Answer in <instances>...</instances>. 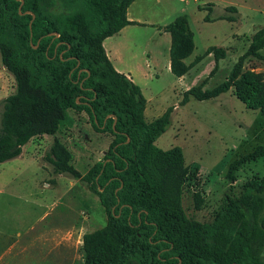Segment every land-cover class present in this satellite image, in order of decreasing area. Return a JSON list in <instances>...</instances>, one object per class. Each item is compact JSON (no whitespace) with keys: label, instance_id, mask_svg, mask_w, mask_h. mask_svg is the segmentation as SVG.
Here are the masks:
<instances>
[{"label":"trees","instance_id":"trees-1","mask_svg":"<svg viewBox=\"0 0 264 264\" xmlns=\"http://www.w3.org/2000/svg\"><path fill=\"white\" fill-rule=\"evenodd\" d=\"M134 1L0 0V55L15 79L14 92L2 101L0 163L20 156L35 137H54L46 154L53 171L83 181L108 214L103 227L83 236L85 264H264V177L249 179L211 221L190 217L183 205L190 173L183 149L156 145L174 106L147 121L140 85L107 55L104 40L136 23L127 15ZM226 9L238 12L236 6ZM163 29L172 37L171 70L183 76L199 60L185 61L195 49L188 17L179 15ZM262 49L264 26L223 83L205 90V80L188 89L182 102L233 89L247 108L264 114V73L243 69L248 57L264 59ZM208 53L216 59L213 75L228 50L210 46ZM71 110L86 113L97 131L113 136L103 159L86 172L77 168L72 150L57 136L75 124ZM261 157L260 145L234 160L229 181L236 182L238 170ZM194 196L201 208V193Z\"/></svg>","mask_w":264,"mask_h":264},{"label":"rangeland","instance_id":"rangeland-1","mask_svg":"<svg viewBox=\"0 0 264 264\" xmlns=\"http://www.w3.org/2000/svg\"><path fill=\"white\" fill-rule=\"evenodd\" d=\"M149 1L150 9L144 8L146 0L134 6L140 17L147 20L146 24L131 26L115 39L129 42V53L143 52L148 46L159 56L160 65L155 71L159 75L151 78L154 65L151 69L144 65L147 76L143 75L140 80L143 94L150 101L146 120L153 121L177 105L156 145L165 150L175 146L183 149L190 170L183 196L184 208L190 217L209 222L228 199L240 195L249 179L255 175L264 177V157H261L244 164L237 172L236 182L227 178L234 160L264 146V114L247 108L233 89L210 99L191 96L187 103L182 101L191 87L206 80L204 89L211 90L228 78L247 52L253 34L264 26V0H160V4ZM209 3H213L211 9L199 8ZM228 6H236L238 12L228 11ZM179 15L188 17L194 33L195 50L187 61L199 57L185 80L169 70L168 44L153 25L168 24ZM225 15L234 18L219 19ZM207 16L211 21L205 20ZM210 46L228 50L213 75L210 72L216 59L213 53H208ZM261 53L264 55V49ZM243 69L264 73V59L248 57ZM14 90V76L0 55V118L2 101ZM70 113L75 117V124L63 127L57 136L72 150L77 168L86 172L103 159L113 136L97 131L86 113L74 110ZM53 141L50 135L35 137L23 147L20 156L0 163V264H85L84 234L103 227L108 221L98 194L83 181L53 171L46 159ZM197 191L204 199L201 208L196 206ZM248 216L251 217L250 212ZM52 229L59 237L53 249L47 244L42 246L40 240L35 241L41 233ZM14 242L19 245L10 251L8 248ZM20 245L26 248L22 252ZM261 255L264 259V249Z\"/></svg>","mask_w":264,"mask_h":264},{"label":"crops","instance_id":"crops-1","mask_svg":"<svg viewBox=\"0 0 264 264\" xmlns=\"http://www.w3.org/2000/svg\"><path fill=\"white\" fill-rule=\"evenodd\" d=\"M140 1L141 0H135L131 4V6L129 7L128 13H127L128 18L131 21H135L136 23L129 24V25L125 26L119 33L106 38L104 40V47L106 49L108 57L110 58V60L114 64L115 68L118 71L126 74L128 76V78H130L135 83L139 84L140 87H141L140 80L143 78V75L147 76V75H145V72H143L144 65H146L150 69L153 68V65H154L153 69H155V70L153 72H151V75H150L151 78L152 77H156V76L159 75L157 72H155L157 67L160 65L159 56L155 55V51L151 50L148 46L143 48V52L136 51V52L129 53L128 52V44H129V42H123V41L118 42V40L115 39L116 36H120L122 34V32H125L127 30V28H129L131 26L146 24L145 21H147V20H143L140 17V15L138 14V12L134 10V6H137ZM153 1L155 2V4H160L161 3L160 0H153ZM149 3H150V1L146 0V4L144 5L145 9H148L149 7H151V6H148V5H150ZM153 25H156L157 26L156 30L158 32H160L161 36H164V39H165V41L168 44L167 47H168V49L170 51L171 44H172V37H171V34L169 32H166L163 29V27L166 26L167 24H162L161 25L160 23H157V24L154 23ZM130 44H132V43H130ZM193 53H194V51H193ZM127 58H129V60ZM139 58L142 59V60L141 61H139V60L137 61V59H139ZM189 58H190V56L185 59L187 64H190V63L193 62V61H191V62L187 61ZM134 60H136V61H134ZM168 67H169V70L172 72V70H171V55H170V58L168 59ZM134 74H135V76H134ZM178 77L181 80L182 79L185 80L186 74L183 75V76H178ZM141 89H142V87H141ZM142 91H143V89H142ZM149 102L150 101L147 98L146 110L148 108ZM176 106L177 105H175L174 108H176ZM145 116H146V111H145ZM47 213H45V215ZM38 237L35 238L36 239L35 241L40 240L41 245L43 246V245L47 244L49 249H53L55 247V244L57 243L58 238H59L56 235V230H54V229L49 230L47 233L46 232L45 233H41ZM17 245H19V242H14L13 246H11L8 249L10 251H12V250H14L17 247ZM19 249H20V252H22V250L26 249L25 245H20ZM20 252L16 253L15 255L17 256ZM4 256L5 255H2L1 259H4Z\"/></svg>","mask_w":264,"mask_h":264},{"label":"water","instance_id":"water-1","mask_svg":"<svg viewBox=\"0 0 264 264\" xmlns=\"http://www.w3.org/2000/svg\"><path fill=\"white\" fill-rule=\"evenodd\" d=\"M34 17H35V15H34ZM35 47H37V46H35ZM6 67V66H5ZM116 118V117H115Z\"/></svg>","mask_w":264,"mask_h":264}]
</instances>
